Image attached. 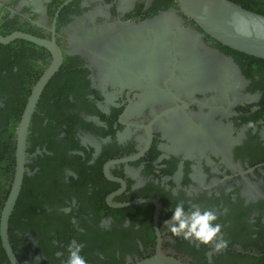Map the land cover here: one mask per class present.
I'll use <instances>...</instances> for the list:
<instances>
[{
    "label": "flooded vegetation",
    "instance_id": "obj_1",
    "mask_svg": "<svg viewBox=\"0 0 264 264\" xmlns=\"http://www.w3.org/2000/svg\"><path fill=\"white\" fill-rule=\"evenodd\" d=\"M169 7L170 0H0L1 35L19 31L53 41L62 54L29 123L26 171L9 220L21 264H36L37 257L39 264H66L73 243L87 264H126L158 250L186 264H264V91L258 88L264 80L253 69L248 76V63L234 59L246 80H236L233 94L241 91V98L234 106L171 84L146 90L138 107V90L114 88L95 51L91 61L74 51L77 39L86 49L103 45L96 35L83 39L103 25L139 22ZM51 60V51L28 40L0 43V131L12 126L5 116L15 105L16 133L30 90ZM65 63L70 68L56 77ZM132 69L122 71L124 79L140 76ZM215 82L219 89L227 83ZM11 85L28 93L5 106ZM173 94L197 101L174 108L180 102ZM7 135L14 142L16 134ZM5 153L8 191L14 143ZM37 172L43 173L38 186ZM179 200L186 209L216 213L227 247L217 253L212 243L166 232L164 221Z\"/></svg>",
    "mask_w": 264,
    "mask_h": 264
},
{
    "label": "water",
    "instance_id": "obj_2",
    "mask_svg": "<svg viewBox=\"0 0 264 264\" xmlns=\"http://www.w3.org/2000/svg\"><path fill=\"white\" fill-rule=\"evenodd\" d=\"M174 1L176 6L162 10L151 18L126 24L111 23L96 28V34L83 39L87 41L89 37L96 35L104 39V44H98L96 39L93 43L98 44V48L86 49L81 44V39H77L79 46L74 51L89 61L95 58L92 54L95 51L96 61L104 59L103 72L114 88L138 90V107L141 106L139 100H143L146 90L159 92L165 86L167 89L172 88L171 84L177 87L182 84L181 92L187 91L188 87L192 95L203 94L206 101H222L223 104L234 106L236 100L241 98V91L233 94L237 84L240 86V82L236 80L240 79L244 84L246 80L234 61V55L225 52L220 46L264 60V14L232 0ZM106 35L108 39L104 38ZM14 39L28 40L46 47L52 53L51 62L30 90L16 127L14 171L0 209L1 246L10 264H21L10 243L9 220L26 171V133L29 123L43 89L61 66L62 54L53 41L19 31L0 34L2 44ZM128 65L133 68V74L140 76L124 79L121 73ZM124 76L130 74L126 73ZM220 77L226 78L227 82L221 89L213 84ZM173 95L180 102L174 108L183 109L197 101L195 96ZM258 96L259 93L248 94L246 98L253 100ZM204 108L209 107L204 105ZM126 264L186 263L158 250L150 256Z\"/></svg>",
    "mask_w": 264,
    "mask_h": 264
},
{
    "label": "clouds",
    "instance_id": "obj_3",
    "mask_svg": "<svg viewBox=\"0 0 264 264\" xmlns=\"http://www.w3.org/2000/svg\"><path fill=\"white\" fill-rule=\"evenodd\" d=\"M249 126L251 127V125ZM13 154H15V142ZM171 213V216L164 221L163 226L166 232L171 233L174 237L192 240L203 245L212 243V247L217 253L227 247L228 241L219 236L221 225L216 223L218 216L213 211L199 207L186 209L185 201L179 200L175 203ZM81 252L80 244H71L68 247L66 264H87ZM36 264H39V257L36 258Z\"/></svg>",
    "mask_w": 264,
    "mask_h": 264
},
{
    "label": "trees",
    "instance_id": "obj_4",
    "mask_svg": "<svg viewBox=\"0 0 264 264\" xmlns=\"http://www.w3.org/2000/svg\"><path fill=\"white\" fill-rule=\"evenodd\" d=\"M170 1L174 5L173 0H170ZM232 1L241 4V6H243V7H246L248 9L253 10V11L260 12V13L264 14V0H232ZM220 47H221V49H224L225 52L232 53L234 55V58L237 59L241 64H243L245 62L248 63V67L247 68H249V69H248V72H245V73H247L248 76H251V74L249 73V70L253 69L255 74H257L259 76V78L264 80V60L254 58V57L248 56L246 54L239 53V52L233 51V50L228 49V48H224L222 46H220ZM69 68H70V66L68 65V63H65L63 65V67H62L63 72L58 73L56 77L60 76V74L61 75L66 74V71H68ZM0 80L3 81V79H0ZM9 84L10 83L7 82L4 85V87H6L5 91L9 88V86H8ZM15 86H17V85L15 84ZM258 88L261 89L262 91H264V85H260V86H258ZM22 91H24L25 93L22 92ZM11 93H13V95H10L9 97H12V98L9 99V98L6 97L5 106L6 105L8 106V104H9V106H11L12 102H16L17 103L16 98L20 97L23 94H27L28 93V89L24 88V86L22 88H18V87L16 88L13 85H11ZM10 108L11 107H9V110H8L9 114L6 115L5 117L9 116L10 122L13 123V124H12L11 127L4 128L3 130L0 131V208H1L2 204H3L5 196L7 194V190L4 191V189H3L4 186L2 184V178H5V173L3 171H1V169H3V167H1V162L3 164L4 161L6 160V158L10 157V155L5 153L6 147L8 148V150L13 149V143L14 142L11 139H8V135L7 134L9 132H11V134L15 135L14 134V132H15V122H17L18 113H19V111H18V109H17V107L15 105H13V109L11 111H10ZM3 118L4 117L0 118V122L3 121ZM2 148L4 149V152L1 151ZM45 156H47V155H45ZM38 158L40 159L41 156H38ZM6 166H12V164L10 162H8V164H6ZM40 174H43V173L37 172V173H35V176H34V179H35V182H36L37 186L39 185L38 184L37 175H40ZM33 191H34L33 188L27 190L28 194H32ZM25 195H27V193ZM21 197H24V194L22 195V193H21L19 200H22ZM18 208H19V206L16 207L17 210H18ZM14 212H15V210H14ZM6 257L7 256L5 255L3 249H2V247L0 245V262H4V264H10ZM54 260L58 261V259H54ZM57 264H59V263H57Z\"/></svg>",
    "mask_w": 264,
    "mask_h": 264
},
{
    "label": "bare ground",
    "instance_id": "obj_5",
    "mask_svg": "<svg viewBox=\"0 0 264 264\" xmlns=\"http://www.w3.org/2000/svg\"><path fill=\"white\" fill-rule=\"evenodd\" d=\"M173 2H174V5L173 6H176V2L173 0Z\"/></svg>",
    "mask_w": 264,
    "mask_h": 264
}]
</instances>
